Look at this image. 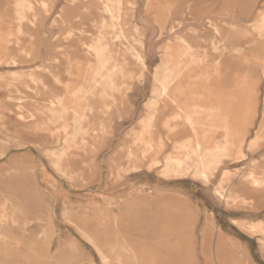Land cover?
Wrapping results in <instances>:
<instances>
[{"label": "rangeland", "instance_id": "obj_1", "mask_svg": "<svg viewBox=\"0 0 264 264\" xmlns=\"http://www.w3.org/2000/svg\"><path fill=\"white\" fill-rule=\"evenodd\" d=\"M6 1L0 0V3ZM50 2L54 4L51 12L43 14L35 30L32 29L31 56L20 52L19 55L18 52L0 53V81L10 90L27 91L30 85L23 81L26 74L41 72L52 66L55 58L68 52V49H57L70 27L68 14L76 16L81 12L87 19L89 6L80 0ZM121 7L120 25L143 62L139 67L134 57L120 58L123 68L136 70L139 75L128 82L131 89L127 90L122 113L113 112L107 117L113 127L111 136L98 144L96 154L72 161L74 180L51 164L49 156L58 147L55 139L39 142L38 146L30 143L19 148L16 145L20 132L32 122L22 113V106L35 112L38 107L28 99H0V202L6 206V211L0 214L4 217L0 225V264H106V261L111 264H264V251L251 238L256 232L239 225L246 222L261 227L257 232L264 234L262 223L252 224L264 221V187L259 190L249 185L237 187L244 201L234 207L215 194L226 171L236 175L232 183L236 188L238 174H245L252 163L264 156V141L254 151L249 148L258 138L264 121V64H255L254 58L264 56V40L256 41L252 33L264 14V0H123ZM92 8L90 11L96 9L94 13L102 16L99 5ZM192 11L195 19L190 18ZM180 12H184L181 26L176 24ZM63 15L66 22L55 24ZM210 21L221 28L226 38L224 44L231 49L223 57L214 46L213 36L208 34L206 24ZM195 30L202 35L200 39L193 33ZM105 31L111 38L112 30L107 27ZM180 38L189 40L198 49L196 63L185 69L184 73L189 72L184 74L183 81L193 82L199 88L205 84L211 86L212 82L215 85V69L221 62L225 67L222 70L229 77V81L222 79L226 86L231 87L230 80L244 74L246 64L252 66L250 76L258 82V101L254 107L257 112L253 109L248 114L250 125L245 122L247 114L243 118L230 117L231 124L248 125L240 139L241 155L236 159L225 158L209 184L191 174L165 177L161 167L133 169L131 158L116 154L128 130L147 119V103L153 90L159 88L157 80L173 71L164 66L167 48L170 46L174 53ZM12 78L16 83H7ZM67 79L71 89L78 85L73 76ZM31 89L39 90L38 87ZM232 92L237 98L230 101L229 112L244 110L242 89L234 88ZM168 112L159 119L160 123ZM190 135L191 130L184 129L177 137ZM230 140L233 141L231 137ZM214 141L226 144L222 132L216 133ZM85 166L89 172L86 169L83 173ZM118 168L126 173L113 181V172Z\"/></svg>", "mask_w": 264, "mask_h": 264}, {"label": "bare ground", "instance_id": "obj_2", "mask_svg": "<svg viewBox=\"0 0 264 264\" xmlns=\"http://www.w3.org/2000/svg\"><path fill=\"white\" fill-rule=\"evenodd\" d=\"M80 1L89 6L86 10L87 19H84L85 16L81 12L77 13L76 16L68 14L70 27L60 45L57 46L58 50L68 49V52H65L64 55L61 54V58L57 56L58 58H55L52 66L45 67L42 70V76L41 72L33 75L26 74L23 81L30 85V89L27 91L17 92L16 90H10L4 81H0V99L5 98L7 101L28 99L34 103L33 105L38 107L35 112L26 106H22V113L29 117L32 122L20 132L16 141L17 147L24 148L30 143L38 146L39 142L49 143V139H55L58 147L53 150L51 155L48 154L50 155L51 164L56 170L73 180L75 177L72 176V161L80 160L85 155L95 153L98 144L111 136L113 127L107 117L113 112L122 113L121 111L125 104L124 94L131 89L128 82L139 75L136 70L128 71L123 68L120 58L128 59L129 57H134L139 67H141L140 64L143 62L137 48L128 41L120 25L123 0ZM53 5L50 0H7L5 3H0V53L1 51L6 53L18 52L19 55L20 52L23 55L31 56L29 44L33 41L32 29L39 24L43 14L51 12ZM93 5H99L102 16L94 13L97 9L95 6V11H90L93 9ZM183 16L184 12H180L177 15V25L181 24ZM190 18L195 19L194 11H192ZM259 19V23H256L252 29V33L256 37L255 40L258 42L264 40L263 13ZM61 22H66V15L60 16L55 20V24ZM107 27L112 30L111 38L108 37L109 35L105 31ZM206 27L208 34L213 36L214 46L218 48V52L223 57L224 53L230 49L228 45L224 44L226 43L225 35L221 28L211 21L206 24ZM193 33L199 39L202 37L197 30ZM187 41L189 40L180 38V44L174 53L171 52L172 49L168 46V55L163 62L166 68L169 67L173 71L170 72L169 70L170 74L166 71L165 76L157 80L159 88L153 90V96L147 103L149 107L147 119L141 120L142 122L139 125H134L128 130L126 140L119 148V151L131 158L133 169H139L142 166L150 170L161 167V174L165 177L171 178L191 174L195 179L200 180L204 184H209L217 174L225 158L232 157L236 159L237 156L241 155L242 143L240 139L246 133L249 123H251L248 114L254 109L258 101L256 87L258 82L250 76L253 68L246 64L247 62L250 63V61L244 62L246 71L242 76H236L230 80L231 87L229 85L230 82H228V87L222 80L229 81V77L222 70L224 65L221 62L218 63L215 69V85L212 82L213 86L205 84L204 87L199 88L193 82L183 81L184 74L189 72L184 73L185 69H188L192 63H196L194 59H196L195 54L198 52V49L192 47ZM196 41L198 42V39ZM193 42L195 41L193 40ZM250 42L252 43L251 40ZM3 45L7 47L4 48ZM122 48L125 50H122ZM262 50L264 55V46ZM254 58L256 59L255 64L259 62L264 64V56L262 58L255 56ZM206 64L209 63L206 62ZM63 76L66 78H63ZM72 76L78 84H85L86 90L50 93L46 92V87H44L42 88L43 92H41L40 86L46 84L67 85L70 88L67 78ZM7 83L14 84L16 81L12 78ZM17 85L19 86V83ZM33 87H38L39 90L34 92L31 89ZM238 87L242 89V93L245 96L243 108L246 109L247 113L245 109L237 110L235 113L229 112L230 101L237 98H235L232 90ZM170 109L172 110L168 112ZM166 112L168 114L161 119L163 121L160 123L159 119ZM246 114L248 118L245 122H248V125L238 126L230 123L232 121L230 117H235V119L238 117L243 118ZM101 117L104 120L97 121ZM180 122H183L184 125H179L178 123ZM160 124L161 126L159 127ZM184 129H190L192 135L178 138L177 135ZM218 132L223 133L226 144L214 141V137ZM230 137L233 141L230 140ZM262 141H264V121L261 124L258 138L250 144V150L254 151ZM169 144L172 145V149L169 152L164 151L169 148ZM163 152H166V154L161 158V153ZM86 169L88 171L89 168L85 166L81 171ZM119 170L120 174L126 173L124 169L119 168ZM116 173L118 176L120 175L118 171ZM235 177L234 173L226 171L215 188V194L219 198L224 199L227 205L231 207L238 206L244 201L239 197L242 192L237 191L240 186L249 185L255 190L264 187V156L252 163V166L245 174L242 176L238 174L240 178L239 185L233 188ZM238 192L241 193L239 194ZM5 211V204L0 202V214ZM3 218L0 216V225L3 222ZM239 225L252 233L257 232L261 228L246 222H239ZM260 226L263 227V225ZM106 264L111 263L106 261Z\"/></svg>", "mask_w": 264, "mask_h": 264}, {"label": "crops", "instance_id": "obj_3", "mask_svg": "<svg viewBox=\"0 0 264 264\" xmlns=\"http://www.w3.org/2000/svg\"><path fill=\"white\" fill-rule=\"evenodd\" d=\"M41 76H42V71H41ZM84 85L85 84H78L75 88L71 89V88H68L67 85H60V84H58V85H53V84L48 85V84H46V86H45L46 89L45 90H46V92H50V93H54V92H58V91L63 92V93H67V92H77V91H80V90H82V91L86 90V86H84ZM40 88H41V92H43V89L42 88H44V86L41 85ZM124 91H125V89H124ZM126 93L127 92H125V94H124V101L125 102H126ZM119 114H121V113H119ZM101 120H104L103 117L97 119V121H99V122ZM99 122H97V123H99ZM171 149H172V145L169 144V148H167V150H164V151L169 152ZM166 152L161 153V155L162 154L165 155ZM116 154L121 155V154H125V153L120 152L119 149H118ZM125 155H127V154H125ZM117 171L120 174L119 168L115 172H113L114 173L112 175L113 176L112 177L113 178L112 179L113 181H116L117 178H118L117 177L118 174L116 173ZM257 223H262L264 225V221H261V220L253 221L252 222V224H257ZM251 238L252 239H255L256 242L258 243V247L261 248L260 250L261 251L262 250L264 251V234H262L261 232H256L255 234L251 235Z\"/></svg>", "mask_w": 264, "mask_h": 264}]
</instances>
